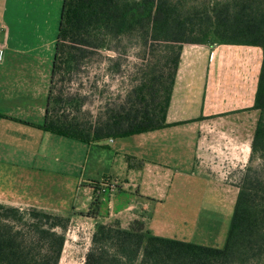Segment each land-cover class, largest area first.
Wrapping results in <instances>:
<instances>
[{
    "label": "crops",
    "instance_id": "obj_1",
    "mask_svg": "<svg viewBox=\"0 0 264 264\" xmlns=\"http://www.w3.org/2000/svg\"><path fill=\"white\" fill-rule=\"evenodd\" d=\"M63 1L0 0V203L82 218L91 233L142 219L153 235L190 241L197 213L185 197L248 163L261 49L182 45L166 113L176 125L86 144L42 129ZM108 170L117 189L104 185L97 218L82 216Z\"/></svg>",
    "mask_w": 264,
    "mask_h": 264
},
{
    "label": "trees",
    "instance_id": "obj_2",
    "mask_svg": "<svg viewBox=\"0 0 264 264\" xmlns=\"http://www.w3.org/2000/svg\"><path fill=\"white\" fill-rule=\"evenodd\" d=\"M213 43L262 51L249 156L262 163L245 166L222 247L153 235L142 219L127 227L96 222L82 264H264V0H64L42 129L93 144L176 125L166 113L182 45ZM134 45L140 64L124 98L83 121L74 114L83 97L63 92L56 77L69 78L96 50L121 55ZM109 61L120 71L118 58ZM104 185L94 184L82 216L97 218ZM69 223L70 216L0 203V264H59Z\"/></svg>",
    "mask_w": 264,
    "mask_h": 264
},
{
    "label": "rangeland",
    "instance_id": "obj_3",
    "mask_svg": "<svg viewBox=\"0 0 264 264\" xmlns=\"http://www.w3.org/2000/svg\"><path fill=\"white\" fill-rule=\"evenodd\" d=\"M139 53L141 51L137 45L127 48L126 52L121 53V55H118V52L114 50H96L83 60L79 70L72 73L70 77L67 76L69 78L58 81V77H56V86L58 88L61 87L65 93L82 96L84 103L81 111L74 112V114L85 122L93 121L99 113L103 112L105 106L112 107L116 102L124 98L133 83L137 66L140 64ZM110 57L118 58L121 64L120 71H113V63L109 61ZM254 114L248 119L249 125L241 139L245 145H250L253 136L257 112ZM230 137H232L233 142H236L234 136ZM219 138L221 139V137ZM118 139L120 141L127 138ZM211 141L214 142L212 138ZM74 155H79L78 158L81 159L84 156L83 153L81 154V150L78 151L75 148ZM261 163L262 161L259 158L254 157L246 165L251 166V168H257L260 167ZM93 167L96 166L94 165ZM244 169L245 167H230L227 170L228 173H224L225 182L208 183L206 191L201 193L200 197H197L198 199L185 197V203L190 205L191 209L196 210L197 213L194 216L195 224L190 236L191 242L212 247H222L237 194V184ZM115 177L108 170L100 178L96 177L94 179L96 181L99 179L98 181L100 182H108V180L113 182ZM113 187H115L113 190L117 189L114 183ZM81 192L80 190L78 191L79 194L77 193L79 197H81ZM84 220L82 218H70L66 232V242L59 264H82L83 256L89 248L91 236L90 224Z\"/></svg>",
    "mask_w": 264,
    "mask_h": 264
},
{
    "label": "built area",
    "instance_id": "obj_4",
    "mask_svg": "<svg viewBox=\"0 0 264 264\" xmlns=\"http://www.w3.org/2000/svg\"><path fill=\"white\" fill-rule=\"evenodd\" d=\"M106 186H107V187L110 186L111 189H114L113 186L110 185V184H107ZM104 190H105V188L102 189V191H104Z\"/></svg>",
    "mask_w": 264,
    "mask_h": 264
}]
</instances>
